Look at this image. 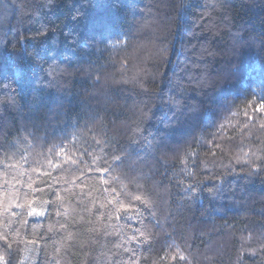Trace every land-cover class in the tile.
<instances>
[{
  "label": "trees",
  "instance_id": "16d2710c",
  "mask_svg": "<svg viewBox=\"0 0 264 264\" xmlns=\"http://www.w3.org/2000/svg\"><path fill=\"white\" fill-rule=\"evenodd\" d=\"M43 3L0 0V41L56 27L22 46L0 81L28 106L41 70L27 52L54 51L59 97L33 123L0 88V255L264 264V0H121L126 31L105 42L94 24L113 14L112 0ZM29 203L40 216L27 215Z\"/></svg>",
  "mask_w": 264,
  "mask_h": 264
},
{
  "label": "snow or ice",
  "instance_id": "6c2138e0",
  "mask_svg": "<svg viewBox=\"0 0 264 264\" xmlns=\"http://www.w3.org/2000/svg\"><path fill=\"white\" fill-rule=\"evenodd\" d=\"M112 2L115 4V8L113 9V14L104 19L103 21L97 22L94 24V27L97 29L99 35L104 37V42L106 40H109L110 36L119 28L122 30V34L126 31L123 29V24L121 23V15L119 13V9L122 7L121 0H112ZM57 0H44L43 8L47 9L51 6L56 5ZM29 16H32L33 13H28ZM83 13L80 11H76L74 15L72 16V19L74 21L82 19ZM55 33L56 27H47L43 24H41L38 28L35 29V35L34 36H25L21 34L19 38L13 43H5V41H0V73L4 71L6 67L10 66V62H16V54L20 53L22 50V46L26 45L29 41H39L42 39H45L49 33ZM64 35L67 37L68 33L65 32ZM237 36H242V33H236ZM78 37V34H77ZM123 42V41H121ZM68 43L70 45L76 44V38H70L68 39ZM83 47H88V42L84 41ZM105 47H118L115 43H105ZM75 51V48L73 49ZM99 51V48L97 49ZM50 59L45 60L43 57L35 55L33 51H28L27 56L31 59L33 65L35 67H38L41 70V73L38 74L35 79L32 81V88L29 94L31 103L26 106L22 107L19 100L17 99L19 96V93L16 89L10 88V84L5 83L3 81H0V88H3L6 92L11 90L13 95L9 98L8 104L17 111L23 113L24 116H28L30 119H32L33 123H35L36 119H41L44 116L47 115V113L51 110V107L53 105L58 106L59 97L55 95V90L58 88V85L55 84L53 81L55 80V75L53 69V64L56 62L55 55L56 53L50 52L49 54ZM66 59L67 57H63ZM17 81L23 83V77L22 76H16L13 79V82L16 83ZM180 107L179 104H177L176 109L178 110ZM257 111L264 112V103H261L259 105V108L256 109ZM147 113H144V116L147 117ZM264 127V124L261 125ZM165 127H168L165 125ZM142 130H139V128L136 130L137 135L141 134ZM7 135V134H6ZM97 144H104L105 146L111 144V141H101L96 140ZM112 161L117 164H123L124 158H122L118 154H112ZM190 189L192 186H189ZM213 193H209V196H211ZM135 199L137 201H141L140 196H136ZM143 202V201H142ZM23 207V205H22ZM29 211L27 212V215L29 217L40 216L41 213L37 211L35 207L31 203L27 205ZM132 209H130L127 206L119 205L116 208L117 212H129ZM2 240V238H0ZM3 243L6 244L7 249H11V243L9 241L3 240ZM183 259V256L180 257ZM0 264H10V261L6 259L4 255H0Z\"/></svg>",
  "mask_w": 264,
  "mask_h": 264
}]
</instances>
